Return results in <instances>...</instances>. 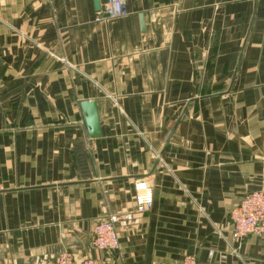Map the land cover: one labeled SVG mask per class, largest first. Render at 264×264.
<instances>
[{
	"label": "crops",
	"instance_id": "1",
	"mask_svg": "<svg viewBox=\"0 0 264 264\" xmlns=\"http://www.w3.org/2000/svg\"><path fill=\"white\" fill-rule=\"evenodd\" d=\"M125 11L97 22L94 0H0V264H264V238L237 241L229 220L264 192V0ZM127 215L119 250L96 251L94 226Z\"/></svg>",
	"mask_w": 264,
	"mask_h": 264
},
{
	"label": "built area",
	"instance_id": "2",
	"mask_svg": "<svg viewBox=\"0 0 264 264\" xmlns=\"http://www.w3.org/2000/svg\"><path fill=\"white\" fill-rule=\"evenodd\" d=\"M126 0H100V11L96 21L117 19L125 15ZM134 202L139 214L150 210L154 198L151 187L146 181L134 184ZM132 216H110L97 223L92 231V246L99 252H113L119 250L120 242L116 225L131 220ZM233 227V237L244 241L249 236L264 238V192L253 191L247 193L241 203L235 207L229 216ZM53 264H106L102 260L93 258L78 259L69 252H62ZM182 264H198L193 256L184 258Z\"/></svg>",
	"mask_w": 264,
	"mask_h": 264
},
{
	"label": "water",
	"instance_id": "3",
	"mask_svg": "<svg viewBox=\"0 0 264 264\" xmlns=\"http://www.w3.org/2000/svg\"><path fill=\"white\" fill-rule=\"evenodd\" d=\"M94 3L96 10L100 11V0H94ZM81 107L85 117L86 126L89 130L90 138H99L101 136V126L97 102H83Z\"/></svg>",
	"mask_w": 264,
	"mask_h": 264
},
{
	"label": "rangeland",
	"instance_id": "4",
	"mask_svg": "<svg viewBox=\"0 0 264 264\" xmlns=\"http://www.w3.org/2000/svg\"><path fill=\"white\" fill-rule=\"evenodd\" d=\"M94 259V258H93Z\"/></svg>",
	"mask_w": 264,
	"mask_h": 264
}]
</instances>
